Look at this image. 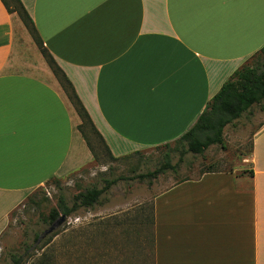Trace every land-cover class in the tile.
<instances>
[{"label":"crops","instance_id":"1","mask_svg":"<svg viewBox=\"0 0 264 264\" xmlns=\"http://www.w3.org/2000/svg\"><path fill=\"white\" fill-rule=\"evenodd\" d=\"M20 2L117 158L180 137L264 45V0ZM79 124L0 0V233L24 195L92 163ZM150 190L151 264H264V121L238 167Z\"/></svg>","mask_w":264,"mask_h":264},{"label":"rangeland","instance_id":"2","mask_svg":"<svg viewBox=\"0 0 264 264\" xmlns=\"http://www.w3.org/2000/svg\"><path fill=\"white\" fill-rule=\"evenodd\" d=\"M7 1L13 5L12 0ZM260 106H263V110ZM263 121L264 103L253 105L248 113L223 128V149L219 145H211L202 155L183 153L180 145L171 141L167 145L138 150L118 160H112L102 150H97L98 143L87 130L97 150V158L90 165L64 175L57 181L49 180L24 195L22 201L8 214L0 233V264H7L9 253L21 247L23 242L31 244L34 233L41 235L50 226L45 223V218L56 207L59 194L69 203L78 191L89 187L101 188L105 179L116 177L125 179L111 186L100 197L99 204L91 209L80 208L65 217L62 224L50 233H58L52 245H63L62 238L71 231L76 235L83 232L89 238L88 253L79 256V237L69 243L70 249L78 256L73 261L75 264H104L96 256V252L100 251L105 253L104 258L109 264H151V185L133 177L160 166L166 155L171 165H178L177 171L167 170L152 183L163 181L166 186L181 179L197 178L206 170L238 167L244 163V157L250 150L253 131ZM101 231L103 234H99Z\"/></svg>","mask_w":264,"mask_h":264},{"label":"trees","instance_id":"3","mask_svg":"<svg viewBox=\"0 0 264 264\" xmlns=\"http://www.w3.org/2000/svg\"><path fill=\"white\" fill-rule=\"evenodd\" d=\"M1 2L9 13L15 12L18 15L50 71L74 108L80 119L78 131L92 154L93 160L97 158V150H102L112 160L122 158L113 157L110 153L101 135L94 127L85 107L78 98L73 85L60 66L56 63L51 53L44 46L33 20L21 4L20 0H12L13 5H10L7 0H1ZM263 103L264 45L252 54L247 62L243 63L223 82L220 89L211 97L206 108L197 117L195 122L174 141L180 145L183 153L189 152L202 155L205 149L211 145H219L223 149V128L241 117L244 113H248L253 105H261ZM260 107L261 110H263V106ZM87 130L89 133L91 132L90 135H92L93 139L98 143L97 150L92 145ZM167 144L168 143H165V145ZM167 156L168 155H166L165 161L160 166L154 168L152 171L137 174L133 178L139 181L145 180L148 186H150L152 181L165 171L170 170L175 173L178 165H171ZM205 172H212V170L203 171L202 174ZM123 179L125 178L116 177L113 179H105L101 188L89 187L82 191H78L73 195L71 202L69 203L62 194H59L56 207L49 211L45 218V223L51 224L60 215L65 217L71 216L80 208L91 209L94 205L100 203V197L105 194L111 186ZM50 180L57 181L55 178ZM150 223L152 224L151 212ZM57 234L58 233H53L40 239V234L34 233L31 244L23 242L21 247L9 253L7 264H63L64 262L65 264H75L73 261L77 259L78 256H75L74 251L70 249L69 246H71V244L69 243H72L77 237H79L81 245V253L79 256H84V253H88L89 238L87 235H83V232L76 235L74 231H71L62 238L63 245H59L58 247L56 245L55 247L52 245V240ZM99 234H103L102 231ZM38 251H40V254H38ZM96 253L97 259H99L100 262L109 264L104 258L105 253L101 251ZM61 261L64 262L61 263Z\"/></svg>","mask_w":264,"mask_h":264},{"label":"water","instance_id":"4","mask_svg":"<svg viewBox=\"0 0 264 264\" xmlns=\"http://www.w3.org/2000/svg\"><path fill=\"white\" fill-rule=\"evenodd\" d=\"M64 219H65V216L60 215L54 222H52L50 224V226L45 231H43V233L40 235L39 238L42 239L45 236H47L50 233H52L57 227H59L62 224V222L64 221Z\"/></svg>","mask_w":264,"mask_h":264}]
</instances>
